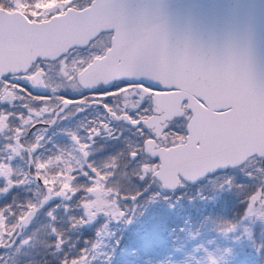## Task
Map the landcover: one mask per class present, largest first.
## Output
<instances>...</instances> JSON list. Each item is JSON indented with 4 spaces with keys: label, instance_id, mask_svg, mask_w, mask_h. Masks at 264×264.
<instances>
[{
    "label": "snow or ice",
    "instance_id": "1",
    "mask_svg": "<svg viewBox=\"0 0 264 264\" xmlns=\"http://www.w3.org/2000/svg\"><path fill=\"white\" fill-rule=\"evenodd\" d=\"M126 8L122 0H0V139L5 141L0 148V194L33 182L44 190L37 200L21 201L14 195L11 201L0 202V247L27 246L31 241L27 227L54 198L66 202L65 211L73 203L78 209L77 215L69 217L67 230L51 226L54 256L65 245L75 248L66 231L95 228L99 237L101 228L132 223L139 209L147 211L165 198L162 191L144 198L153 184L173 193L194 189L190 199L212 203L218 193L235 191L240 223L248 222L253 202L264 203V167L248 171L236 163L217 161L194 177L179 171V182L174 185L161 179L159 171L170 157L182 158L184 145L193 153L213 148L217 137L237 122V102L210 92L200 94L182 81L175 82L180 77L160 67L167 51L166 37L128 27ZM54 78L74 83L79 86L76 92L87 94L62 95L53 86ZM169 102L178 104L174 112L169 113ZM92 105L102 108L106 118L90 122L84 135L63 129L71 150L56 144L57 122L67 120L73 109L81 113ZM201 116L207 119L206 127L198 124ZM113 120L124 125L121 135L129 131L136 136L127 145V157L136 165L135 181L147 182L146 189L120 182L116 173L119 154L108 157L102 166L89 159L98 135L119 140L112 135ZM257 124L264 136V75L257 91ZM258 155L264 160V154ZM17 158L26 165L20 171L13 164ZM212 182H218L219 188L208 190ZM47 215L56 220L54 208ZM87 243L76 255L65 252L58 257L59 264H96L103 254L101 242ZM105 264H110L109 258Z\"/></svg>",
    "mask_w": 264,
    "mask_h": 264
},
{
    "label": "water",
    "instance_id": "2",
    "mask_svg": "<svg viewBox=\"0 0 264 264\" xmlns=\"http://www.w3.org/2000/svg\"><path fill=\"white\" fill-rule=\"evenodd\" d=\"M122 2L128 5L124 10L128 27L166 37L167 51L160 67L179 76L175 82L182 81L200 94L210 92L237 102V122L217 137L213 148L193 153L184 145L182 158L170 157L159 171L161 179L174 185L179 182V171L194 177L212 162L241 165L249 157L264 154V136L257 124V91L264 75V0ZM177 108L178 104L168 103L169 113ZM198 124L206 127V117L201 116Z\"/></svg>",
    "mask_w": 264,
    "mask_h": 264
},
{
    "label": "rangeland",
    "instance_id": "3",
    "mask_svg": "<svg viewBox=\"0 0 264 264\" xmlns=\"http://www.w3.org/2000/svg\"><path fill=\"white\" fill-rule=\"evenodd\" d=\"M52 83L53 86L61 89L60 94L62 95L82 93L76 92L79 91V86L74 83L69 82L65 84L63 81L55 78ZM65 88L66 90H64ZM118 102L122 103V101L119 100ZM72 112L73 114L67 120L60 121L61 124L55 132H64L62 131L63 129L80 132L85 129V126H88L87 120L92 117L91 115L88 113L75 114V110ZM121 128H123V126H118V129L114 128V132L117 131L118 134H112L113 136H119V140H115L112 136L105 134L106 136L101 138L99 142L95 141L92 145V150L99 147L100 145H97L99 143L102 149L110 148L108 147L109 144H103L106 140L111 142V144L116 143L119 145L123 143V145L118 146L120 151L117 150V152L113 151L112 154H106V157L97 160L96 164L102 166L109 156L119 154L122 157V159L119 157L120 161L123 162L124 165L127 164L130 166L131 168L127 169L133 173V169L136 165L128 160L127 145L130 142H135L136 136L129 131H125L121 135ZM0 143L4 144L5 141L0 139ZM259 161L260 160L257 158L250 159L240 168L248 171L261 168L263 166ZM13 164L17 171L26 167L24 160L20 158H17ZM239 175L240 172L238 171L237 176ZM141 183H143L141 189H146L147 182ZM23 188L22 191L25 192V194H34L33 197H36L37 191L35 189L37 187L34 182L25 185ZM207 188L208 190L214 191L219 188V183L212 182ZM14 190L16 189L12 191ZM182 190V192L186 190L193 191L189 188H183ZM156 191H162V197H170L164 190L155 186V184L152 185L150 190H146L145 192H148V196H150L152 192ZM25 194L23 193V195ZM145 195L146 194H144V196ZM218 195L220 197L221 194ZM228 195L231 196V193H228ZM165 198H161L152 203L151 206L147 208V211H143V208L139 209L136 219L130 224H114L116 226L112 224L108 228H101V235L99 236L101 245L99 251L103 254L98 255L96 264H105L106 258L110 259V264H260L255 254V248L251 243V231L249 228L252 225L249 226V221H264V203L257 204L253 202L255 205L251 206L249 221L245 226L239 228L231 226L234 221L232 218L235 216V212H237L234 207H231L229 212L226 213L229 218L226 216L225 212H222V214L209 213L205 218V214H201L198 217L202 219L201 222H198L199 226H201L199 228L194 224V221L189 218L185 219V215H183V217L180 216V212H182L183 209L180 210L181 208L177 205L174 207L171 205L174 199ZM200 201L201 204H205V201ZM64 203L66 202H62L59 199L58 204L60 206L56 207V205H54L51 207L55 209V215L64 207ZM223 206L224 203L222 204V207ZM44 216L47 219L49 218L47 214ZM194 230H196V232H194ZM121 231L131 232L130 234H132L131 239L128 240L125 246L122 245V236H124L125 233L121 234ZM112 232L114 235L111 234ZM236 234L238 236L245 235L247 241L242 239H235V241H233ZM23 247L19 249L15 247L11 250L2 251V253H0V261H5L6 264H14L19 254L22 252Z\"/></svg>",
    "mask_w": 264,
    "mask_h": 264
},
{
    "label": "trees",
    "instance_id": "4",
    "mask_svg": "<svg viewBox=\"0 0 264 264\" xmlns=\"http://www.w3.org/2000/svg\"><path fill=\"white\" fill-rule=\"evenodd\" d=\"M262 166L264 167V160H260ZM139 187H143V183L137 181L136 182ZM128 186V185H126ZM193 191L186 190L185 192H182L183 190L180 189L179 191L175 193H168V196L170 198L174 199V201L171 203V205L175 204L178 207H180L183 211L180 212V216L183 217V215L186 216L185 219H190L194 221V224L197 227L199 226L198 222H201L202 219H199L198 217L201 214H205L204 218L208 216L210 213H221L225 212L228 213L231 207H234L236 209L237 205V198L236 194L229 196L227 191L221 194L220 197L214 202H205V204H201V201L199 199H190L194 193V189H191ZM181 192L184 193L183 198L177 201V197L181 195ZM146 194L144 198L149 197L148 192H145ZM225 196H224V195ZM16 196L17 200H30L29 198H23V195L20 194L18 191L14 190L7 194H0V202L4 201H11L13 196ZM186 195V196H185ZM204 203V202H203ZM224 203V206L222 207V204ZM256 203V202H255ZM170 205V206H171ZM184 205V206H181ZM226 205V206H225ZM252 205L251 204L250 208ZM225 207V209H224ZM214 210H212V209ZM216 208V210H215ZM222 208V209H221ZM179 215V213H178ZM238 216V211L235 212V216H233V222L231 224L232 227H242L247 225V223H240L237 221L236 217ZM228 217V214H226ZM229 218V217H228ZM249 221V220H248ZM40 223V224H39ZM70 220L68 216H65L64 214H60L56 217L55 221H51L50 218H46L42 215H40V220L38 223H35L31 228L27 229V233L31 235V242L23 249V251L19 254L17 261L14 264H59L58 257H63L65 252H68L70 255H76L78 254L79 249L85 248L88 246V241L90 240H99V237L95 235L96 229H89L87 227H81L79 230H70L66 231V237H70L69 243L75 244V248L69 250L68 246L65 245V248L63 251L57 253L55 256L54 253V239L55 236L52 234L51 226L54 224L58 229L67 230L69 228ZM259 221H249V230L251 231L250 239L253 247L255 248V254L257 256V260L260 264H264V225H259ZM248 226V227H249ZM99 227V226H97ZM196 232V230H194ZM125 233L124 236H122V244H126V241L129 239V233L130 232H123L121 231V234ZM245 236V235H244ZM238 236L237 239L246 240V236ZM247 241V240H246ZM233 253V252H232Z\"/></svg>",
    "mask_w": 264,
    "mask_h": 264
},
{
    "label": "flooded vegetation",
    "instance_id": "5",
    "mask_svg": "<svg viewBox=\"0 0 264 264\" xmlns=\"http://www.w3.org/2000/svg\"><path fill=\"white\" fill-rule=\"evenodd\" d=\"M45 94H47V93H45ZM86 94H87V92H82V93H79V94H69V95L79 96V95H86ZM117 103H119V102L117 101ZM93 112H95V113H93ZM74 113L75 114H80V113H76V112H74ZM81 113H88L89 115L92 116L91 118H89L87 120L88 121L87 124H88L89 127L91 126V123L90 122H92L94 120H103V119L106 118L105 115L103 114V109L100 108L97 105L89 106L85 111H83ZM64 123H63V125H64ZM60 124H61L60 121H58L55 130L57 128H59ZM118 126H123L124 127V125L121 122H117V121L113 120L112 121V127L118 129ZM55 133H56L55 136H54L55 143L56 144H59V145H61L63 147H65V148H67L69 150H71L72 149V144H71V141H70L69 137L67 136V134L65 132H62L61 134H59L57 132H55ZM79 133H80V135H84L85 129L82 130V131H80ZM113 134H118V132L117 131L116 132H113ZM104 136H106V135L105 134L98 135L95 138V141L99 142L100 139L103 138ZM119 139H120V137H119ZM103 144L104 145L105 144H109L108 147H110V148L102 149L101 148V144L100 143L97 144L98 146L99 145L100 146L97 147V148H95V149H93L92 150V156H90L91 157V160H94L95 163H96L97 160L105 157L106 154H112L113 151H116L117 152V150H119V148H118L119 145H117L116 143L115 144H111V142H108V140H106V142L103 143ZM2 146L4 147V144H2ZM48 147L49 148H53L54 145L53 144H49ZM107 149H109V150H107ZM90 157H89V159H90Z\"/></svg>",
    "mask_w": 264,
    "mask_h": 264
}]
</instances>
